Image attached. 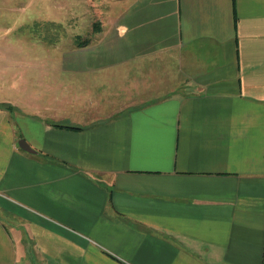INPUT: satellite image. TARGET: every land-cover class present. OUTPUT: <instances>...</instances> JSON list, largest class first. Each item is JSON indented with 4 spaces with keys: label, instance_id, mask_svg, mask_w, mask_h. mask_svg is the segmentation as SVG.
<instances>
[{
    "label": "crops",
    "instance_id": "0c3cea01",
    "mask_svg": "<svg viewBox=\"0 0 264 264\" xmlns=\"http://www.w3.org/2000/svg\"><path fill=\"white\" fill-rule=\"evenodd\" d=\"M101 3L0 99V264H264V0Z\"/></svg>",
    "mask_w": 264,
    "mask_h": 264
},
{
    "label": "rangeland",
    "instance_id": "374dc122",
    "mask_svg": "<svg viewBox=\"0 0 264 264\" xmlns=\"http://www.w3.org/2000/svg\"><path fill=\"white\" fill-rule=\"evenodd\" d=\"M83 1L0 0V41L5 36L8 43L6 46L0 42V64L16 63L15 68L0 69L6 72L5 80L0 81V99H16L24 103L25 70H28L24 68V62L41 65L54 61L62 50L70 51L78 40L90 38L92 27L103 26L102 17L107 15L105 12L113 3L93 0L89 4ZM8 28L10 31L7 32ZM61 38L64 39L62 50L50 47ZM18 64L22 67H16ZM42 76V70L34 68L32 81L39 83ZM12 107L24 111L22 104Z\"/></svg>",
    "mask_w": 264,
    "mask_h": 264
},
{
    "label": "water",
    "instance_id": "95a60500",
    "mask_svg": "<svg viewBox=\"0 0 264 264\" xmlns=\"http://www.w3.org/2000/svg\"><path fill=\"white\" fill-rule=\"evenodd\" d=\"M18 145L21 150L28 152V153H34V151L27 145V143L24 140H20Z\"/></svg>",
    "mask_w": 264,
    "mask_h": 264
}]
</instances>
